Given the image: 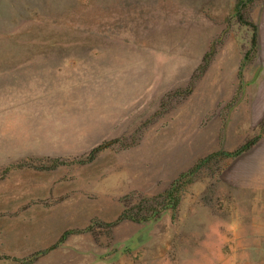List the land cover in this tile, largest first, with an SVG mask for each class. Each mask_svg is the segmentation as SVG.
<instances>
[{"label": "rangeland", "instance_id": "374dc122", "mask_svg": "<svg viewBox=\"0 0 264 264\" xmlns=\"http://www.w3.org/2000/svg\"><path fill=\"white\" fill-rule=\"evenodd\" d=\"M260 88L264 0H0V264L251 259Z\"/></svg>", "mask_w": 264, "mask_h": 264}, {"label": "crops", "instance_id": "0c3cea01", "mask_svg": "<svg viewBox=\"0 0 264 264\" xmlns=\"http://www.w3.org/2000/svg\"><path fill=\"white\" fill-rule=\"evenodd\" d=\"M258 96V97H257ZM254 104V126L259 132L253 139V247L251 259L238 264H264V88H260ZM263 121V130L261 122Z\"/></svg>", "mask_w": 264, "mask_h": 264}, {"label": "trees", "instance_id": "16d2710c", "mask_svg": "<svg viewBox=\"0 0 264 264\" xmlns=\"http://www.w3.org/2000/svg\"><path fill=\"white\" fill-rule=\"evenodd\" d=\"M223 153V152H222ZM222 153H218L217 155H222ZM213 157V156H212ZM211 158L210 156L206 157L205 159L199 160V162L196 164V167H200V165H203L205 162L209 161ZM195 169V168H194ZM193 170V169H192ZM192 171H190L191 173Z\"/></svg>", "mask_w": 264, "mask_h": 264}]
</instances>
